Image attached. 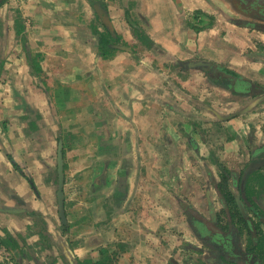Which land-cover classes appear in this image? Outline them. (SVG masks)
Wrapping results in <instances>:
<instances>
[{"label": "crops", "instance_id": "0c3cea01", "mask_svg": "<svg viewBox=\"0 0 264 264\" xmlns=\"http://www.w3.org/2000/svg\"><path fill=\"white\" fill-rule=\"evenodd\" d=\"M222 1L0 0V251H7L8 264H216L215 249L202 247L185 208L206 213L211 202L216 210L218 200L207 194H216L220 171L231 172L229 157L217 156L218 177L201 152L203 126L223 121L192 109L196 93L197 106L205 105L200 96L207 95L208 82L201 66L194 68L199 80L191 81V58L226 66L264 87V53L255 55L256 45L264 49V31L256 28L261 23L233 9V0ZM96 4L123 48L111 44L101 51L105 26ZM127 15L151 45L133 35ZM16 28H22L18 35ZM241 32L249 37L240 38ZM25 50L41 66L38 76ZM47 98L55 118L42 113ZM69 104L73 112H87L97 131L72 140L78 147L70 196L63 187V230L56 158L45 154L46 147L37 149L52 144L49 120L57 121ZM86 142L103 147L102 168L92 153L79 152ZM193 156L202 163L199 170L191 169ZM209 169L212 190L202 179L210 178ZM249 175L264 178V166Z\"/></svg>", "mask_w": 264, "mask_h": 264}, {"label": "rangeland", "instance_id": "374dc122", "mask_svg": "<svg viewBox=\"0 0 264 264\" xmlns=\"http://www.w3.org/2000/svg\"><path fill=\"white\" fill-rule=\"evenodd\" d=\"M211 5L214 3L209 1ZM222 3L223 1L220 0ZM224 3V2H223ZM208 20V19H207ZM101 22V20H99ZM102 23V22H101ZM224 24V22H222ZM224 33H226L224 31ZM240 38L246 39L249 37L248 34L240 33ZM258 44V43H257ZM256 53L255 55L261 56V52L264 53L263 47L259 48V45H256ZM245 52V49H244ZM3 56V54L1 55ZM193 59L192 63L195 62V59H198L197 57H192ZM195 66H193V69L191 71L192 77L191 81L199 80L198 71L195 70ZM179 70L175 69V72H178ZM187 72V71H186ZM207 71H203L205 74L204 82L208 84L207 87V95H202L200 98H203V104L202 106H197L198 100V93H196V96L194 97V101L192 102V109L197 111V116H202L203 118L207 117L209 119L207 120H220L222 119L223 122H221V125L217 121H212L207 123L203 126L204 133L203 136L207 139L206 146L203 147V150L201 149V152L204 157L208 159V162L210 163L209 168H211L212 173H216L219 177V168L216 166L215 160L218 157L225 156L229 163V172L232 174V179L234 181H238V173L242 171V169L245 167V165L249 161V156H251V149L252 152H256V148H260L262 145H264V133L262 132V129L264 128V101L256 102V99L259 95L255 97L257 93H251L250 91L243 93V96L235 97L231 95H227L225 92H220L216 90L211 84L216 83L217 81L214 79L213 76L206 74ZM207 81V82H206ZM176 84H179V82L175 81ZM197 83V81H196ZM193 84V83H192ZM226 90H229L226 88ZM197 91V89H196ZM195 91V92H196ZM194 92V91H193ZM261 98V97H258ZM43 101V100H42ZM70 103V99L68 100ZM253 101V105H250L248 107L249 103ZM47 105L49 108L42 110L44 115H46L48 118L54 117L55 118V112L54 108L51 105V101L49 98H47ZM71 104L65 105L64 110L62 112H59L57 121H51L49 120V125L46 128V132L50 135V141L54 140L52 144H39L41 145L42 149L40 150L41 153L44 151V148L46 147L45 154H48L52 158H56V152H57V143L59 135H61V138L65 142V148H64V183L66 184V190L68 192V195L70 196L72 193V172H73V155L72 151L78 147L76 143H72V140L77 137L78 135L84 134L86 137L92 136V134L95 135L96 129L93 127H89L91 118H89V114L87 112H73ZM199 107V108H198ZM67 108V111H66ZM197 108V109H196ZM249 109V110H248ZM194 113V112H193ZM195 114V113H194ZM92 115V114H90ZM202 118V119H203ZM218 118V119H217ZM204 120V119H203ZM55 122V126L51 125ZM93 125V123L91 122ZM57 127V128H55ZM57 130L56 133V141L54 137V133ZM43 141V140H42ZM226 145V146H225ZM217 146V147H216ZM81 149L83 151V154L87 155V153H92L94 157L99 158L98 161H95L97 165V168H102L104 166V157L103 152L104 149L102 146H95L90 145L88 142L85 144H81ZM263 148V147H261ZM214 149L215 151L210 152V150ZM264 151V150H263ZM18 157V160H21L23 162L24 157L22 154H16ZM264 155V153H263ZM218 156V157H217ZM77 157V155H76ZM224 157V158H225ZM256 157V156H255ZM223 160V159H222ZM26 163V168H27ZM201 162H195V157H192V164L191 169L192 170H199L201 167ZM32 167V166H31ZM33 168V167H32ZM222 169L224 167L222 166ZM33 169H30V171ZM209 169V173L211 172ZM29 171V172H30ZM28 179V178H27ZM66 179V180H65ZM204 181V184L207 185L208 190H212V187L210 184V178H202ZM257 179V178H255ZM29 180V179H28ZM193 181H198V178L192 177ZM256 181V180H255ZM253 181V183L256 184V182ZM231 184V183H230ZM257 186L259 185L256 184ZM57 186V181L55 179V187ZM191 190H194V185H191ZM209 199L213 202V200L216 202V194L214 190L209 191L208 194ZM193 199H197L196 196H193ZM38 215L34 211H32V215ZM203 248H208L209 246L207 244L202 245ZM0 258L5 264H8V262H11V259L9 255L7 254V251H0ZM193 260L195 258H199V256L193 255L191 257ZM197 260L195 262H197ZM208 264H211L209 261H207Z\"/></svg>", "mask_w": 264, "mask_h": 264}, {"label": "flooded vegetation", "instance_id": "af4514ba", "mask_svg": "<svg viewBox=\"0 0 264 264\" xmlns=\"http://www.w3.org/2000/svg\"><path fill=\"white\" fill-rule=\"evenodd\" d=\"M251 3L254 6H251ZM232 5L235 7L233 9L240 14L251 16L260 21L261 24L256 25V28L264 31V0H233ZM259 48H261V45H259ZM215 65L212 64L213 67ZM217 66L221 73L214 79L217 83L228 88L230 92L242 95L250 91L251 93H257L255 97L257 95L261 98L264 97V87L261 85L236 72L230 73V69L226 66L219 64ZM214 70L215 68L210 67L206 74L212 73ZM258 97L256 99H260ZM261 147L256 148V152H252L251 149V156H249V161L243 168V172L248 165V168H251L248 170L249 173L264 166V145ZM220 173L231 180L235 207L230 206L234 207V215L231 210L229 212L228 203L217 190V183L222 180L218 178V181L214 183L219 203L216 210L211 202L208 203L206 213L198 209H191L192 207L186 205L185 210L188 220L194 226L192 230L198 238L215 249L216 264H264V194L262 193L259 197L251 196L248 201L243 192V183H246L247 178L250 176L249 173L243 181L241 178L240 181L239 179L234 181L233 177L229 176L231 173L227 174L224 171H220ZM210 180L215 182V178L211 174ZM238 203L243 208V214ZM202 219L207 220L209 225L206 222L201 224Z\"/></svg>", "mask_w": 264, "mask_h": 264}, {"label": "trees", "instance_id": "16d2710c", "mask_svg": "<svg viewBox=\"0 0 264 264\" xmlns=\"http://www.w3.org/2000/svg\"><path fill=\"white\" fill-rule=\"evenodd\" d=\"M102 6H104V5L102 4ZM99 20H100V18H99ZM126 20L129 23V25H130V28H131V31H132L133 35L137 39H139L141 42H145V44H147V45L150 44L151 45V40L145 35V33H144L143 29L140 27V25L135 20L130 18V16H128V15L126 16ZM210 23H212V21H209V19H208V24H210ZM21 29L22 28H16L17 35L19 34V31H21ZM104 30H105V33L99 34V46L101 48V51L106 49V48H108L109 45H111V44H113L115 46V45H119V43H120V39H119L118 35L115 34V32H114V35H112V33L107 28L104 27ZM124 45H126V44H124ZM120 46H122V45H120ZM122 48H123V46H122ZM25 51L27 52V56L26 57L28 59L29 64L33 68V72L38 76V74L41 72V66L36 61L35 57L33 55H31V53L29 51H27V50H25ZM229 72L232 73V74L234 73L232 70H229ZM59 137L60 138H58V141L61 140L62 146H63L62 152H63V159H64L65 142L61 138V135H59ZM14 165L16 167H18L16 163H14ZM63 167L65 169V164L63 165ZM250 169L251 168H247L244 172L242 171L243 173L241 172L242 176H240V178H241L242 181L247 176V173H249L248 170H250ZM54 174H55V179L57 181V171H56V169L54 170ZM249 174H251V173H249ZM240 178H239V181H240ZM248 178L246 180V183H243V182L242 183H243L244 195H245L246 199L249 201V199H251V196L254 195L255 197H259V196L262 195V193H264V178L261 175H256V177H253V178L250 177L249 179ZM255 178H257V179H255ZM221 179L222 180L218 181V183H217V190L219 191V193H221L222 197L228 203L229 212L231 210L233 215H234L233 211H234V207H235V204H234L235 200H234L232 191H231V189L228 186V178H227V176L222 174ZM29 180L32 181L31 179H29ZM253 181H255L256 184L259 183V185L257 186L255 183H253ZM237 199L239 201V197ZM241 199H243V198L241 197ZM238 204L240 206V203H238ZM230 205H232L234 207H232ZM240 210H241V212L243 214L242 206H240ZM64 228H66V224H63V230H64ZM0 264H3V263L0 262Z\"/></svg>", "mask_w": 264, "mask_h": 264}, {"label": "water", "instance_id": "95a60500", "mask_svg": "<svg viewBox=\"0 0 264 264\" xmlns=\"http://www.w3.org/2000/svg\"><path fill=\"white\" fill-rule=\"evenodd\" d=\"M251 6H254L252 3L250 4ZM95 8V12L97 13L98 17L100 18L102 24L105 26V28H107L112 35H114L113 32V27L111 25V22L109 20V17L107 15V13L105 12V10L101 7V5L96 4L94 6ZM117 47H121L120 45H115ZM191 66H201L203 68H206V71H209L210 67L215 68V70L212 73H208V75H211L213 77H218L221 73L220 70L218 69V66L215 65L214 67L212 66V64L210 63H204V64H198L196 62L191 63ZM62 142L61 140L58 141L57 144V152H56V171H57V186H56V197H57V203H58V209H59V217L61 219V222L63 224H66V215H65V209H64V191H63V187H64V170H63V152H62ZM207 225H209V223L207 222V220L202 219L201 220V224L205 223ZM192 228H194V226L192 225Z\"/></svg>", "mask_w": 264, "mask_h": 264}]
</instances>
